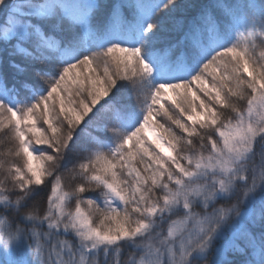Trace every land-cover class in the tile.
Returning <instances> with one entry per match:
<instances>
[{"label": "snow or ice", "instance_id": "6c2138e0", "mask_svg": "<svg viewBox=\"0 0 264 264\" xmlns=\"http://www.w3.org/2000/svg\"><path fill=\"white\" fill-rule=\"evenodd\" d=\"M0 264H264V0H0Z\"/></svg>", "mask_w": 264, "mask_h": 264}]
</instances>
